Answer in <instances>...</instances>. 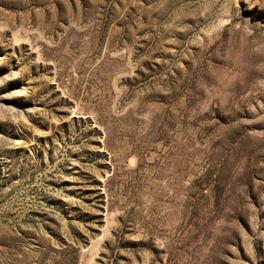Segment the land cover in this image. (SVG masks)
I'll return each mask as SVG.
<instances>
[{
  "label": "rangeland",
  "instance_id": "obj_1",
  "mask_svg": "<svg viewBox=\"0 0 264 264\" xmlns=\"http://www.w3.org/2000/svg\"><path fill=\"white\" fill-rule=\"evenodd\" d=\"M0 264H264V0H0Z\"/></svg>",
  "mask_w": 264,
  "mask_h": 264
}]
</instances>
